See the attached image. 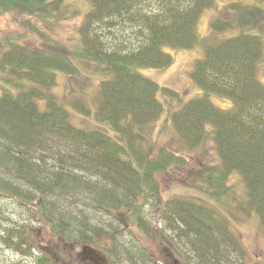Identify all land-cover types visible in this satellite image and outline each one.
I'll return each instance as SVG.
<instances>
[{"label":"trees","instance_id":"trees-1","mask_svg":"<svg viewBox=\"0 0 264 264\" xmlns=\"http://www.w3.org/2000/svg\"><path fill=\"white\" fill-rule=\"evenodd\" d=\"M67 1L0 0V34L5 14L19 16L23 29L38 34L41 23L65 15L70 8L64 5ZM81 1L83 17L70 45V41L52 36L48 28L50 34L43 45L28 43L22 31L0 35V199L18 206L21 216L17 223L1 227V242L22 255L40 249L25 224L29 207L52 232L62 230L74 237L81 231L76 229L79 219L74 204L89 201L92 207L112 212L123 204L122 199H127V205L133 198L136 202L128 206L135 217L140 203L155 196L162 212L171 214L172 225L195 238V246L209 260L227 242L235 252L246 253L231 229L230 217L216 208L186 197L161 204L156 174L171 164H181L183 156L165 146L156 154L150 151L151 124L165 110L158 93L164 91L178 99L180 95L141 70L170 66L174 57L165 46L185 49L199 45L203 39L199 20L216 0ZM228 12L232 18L212 19L211 34H232L206 42L203 56L193 65L191 74L201 93L169 109L167 116L185 144L180 147L185 152L213 135L219 160L205 174L213 194L238 202L240 210L256 214L264 227V83L257 75L264 39L254 30L262 31L264 23L240 1L229 3ZM25 15L30 18L23 19ZM79 62L84 65L80 67ZM60 72L98 76L94 105L78 95L72 100V107L90 113L97 125L78 126L71 120V109L54 91ZM83 84L81 89H85ZM212 93L232 98L234 107L216 106ZM50 151L56 154L52 159L58 163L57 169L48 164L50 155L45 154ZM81 171L95 181L90 182ZM235 175L246 184V200L236 196L230 183ZM141 196L144 200L139 201ZM132 231L145 249L142 257L149 254L140 235ZM92 236L84 232L76 242L94 240ZM37 262L59 264L48 252Z\"/></svg>","mask_w":264,"mask_h":264},{"label":"rangeland","instance_id":"rangeland-1","mask_svg":"<svg viewBox=\"0 0 264 264\" xmlns=\"http://www.w3.org/2000/svg\"><path fill=\"white\" fill-rule=\"evenodd\" d=\"M55 1L59 2V0ZM72 1L68 0L65 4L63 3L65 6L70 7L65 15L60 18L51 17L50 22L45 23V25L41 23L39 28L42 31L38 32V34L30 32V29L29 31L23 29L20 25L19 16L5 14L1 17L2 30L0 35L10 34L16 30L22 31L24 37L27 36L28 43L43 45L44 37L49 35V31L52 30V36L58 39L63 38L67 42L70 41V45L75 41L76 37L74 35L77 34L83 17V14L79 12V8L82 7V1L74 0V3ZM233 1L244 3L254 14L257 12L260 17H258L259 15L256 17L260 23H264V0H216L215 5L206 9L199 20L198 32L200 37L205 40L204 43L202 39L199 45L185 49H174L170 46H165V50L174 57L173 63L164 69L155 67L142 68L141 72L159 85L171 88L180 95L178 99L164 91L158 93L165 110L160 118L152 122V130L149 133L151 154L158 153L159 148L165 146L184 157H182L183 161L181 164H171L166 170L156 174L159 183V195L161 194L162 197L161 204L164 206V202L173 198L186 197L198 201L202 200V202L216 208L230 217L231 229L241 239L246 253L235 252L230 243L227 242L226 245H219V252H215L216 254L210 256L209 260L201 252L202 249L195 246L198 244L195 238L188 237L184 231L182 232L181 229L176 228L174 223L172 225L169 219L171 214L162 212L158 198L154 196L143 202L144 197L141 196L139 199V201H142L140 210H138L139 212L135 217H133L132 206L130 204L128 206V203L136 202V199L133 200V198L128 200L127 205H125L127 199H122L123 204L119 208L113 209L112 212L107 208L98 209L92 207L89 201L80 205L74 204V210L78 214L77 218L79 219L76 221V229H81V231L75 232L74 237L62 230L59 232L60 234H55L51 231L50 225L41 222V219L29 207V212L24 215L27 219L25 224L32 236L35 237L40 249L33 248L31 255H22L16 253L11 246L0 240V264H39L37 258L43 256V252L53 254L59 264H198L200 262L202 264H244L247 261L259 260L264 262V227L259 217L256 214H248L247 210H240L238 202L230 201L226 197H216L212 192L211 186L206 181V172L212 164H217L219 160L213 135L210 134L205 137L195 150L185 152L180 149L185 144L183 143L182 145V140L179 139L171 120L167 116L169 109L177 108L190 98L201 93V87L196 84L191 74L194 62L197 58L203 56L206 42L212 43L224 35L232 34L231 32H225L224 34L217 33L212 35L211 23L215 16L232 18V15L228 12V5ZM26 16L27 19L30 18V15H25L23 19H26ZM249 24L251 25L250 21ZM254 30L262 35L264 39V28L261 31L255 27ZM210 34L211 36L208 37ZM78 65L82 67L84 63L79 62ZM257 75L260 81L264 83V50L258 64ZM98 79L96 75L86 78L84 74L77 76L67 72L58 74V82L54 86V91L63 103L71 109V120L78 126L97 125L95 119L88 116L90 113L85 115L83 112L80 113L75 110L72 107V100L78 95L79 98H85L90 105H94L95 93L100 82V79ZM84 81L87 85L83 84ZM70 84L77 89V92H74ZM82 84L85 85V89H81ZM210 98L216 106L222 109L234 107V100L228 96L212 93ZM210 125L208 124V129H210ZM31 155L37 156L34 152ZM40 155L43 154L38 156ZM45 155H50L48 159L50 160L48 162L49 166H51L50 168L57 169L59 165L55 162L56 160L52 159L56 154L50 151L46 152ZM34 161L38 160L34 159ZM57 161L60 163V160L57 159ZM69 171L71 170L68 168ZM82 174L90 182L95 181L94 176L84 172ZM230 183H232L236 196L241 200H246V184L243 178L235 175L230 180ZM15 206L8 203L5 198L0 199V233H2V226L15 224L20 220L21 216L16 211L18 206ZM135 221H140V224ZM129 225H131V229L137 235H140L142 242L147 246L149 254L152 256L144 252L145 255L142 257L143 253L141 251H145V249L131 233L132 230H129ZM81 232L93 235L94 240L89 239L86 242L83 239H78V242H76V237L81 235ZM223 251L224 253H222ZM94 253H97L98 256H94Z\"/></svg>","mask_w":264,"mask_h":264},{"label":"flooded vegetation","instance_id":"flooded-vegetation-1","mask_svg":"<svg viewBox=\"0 0 264 264\" xmlns=\"http://www.w3.org/2000/svg\"><path fill=\"white\" fill-rule=\"evenodd\" d=\"M93 255H94V256H96V257L98 256V254H97V253H94ZM91 258H93V256H91Z\"/></svg>","mask_w":264,"mask_h":264}]
</instances>
